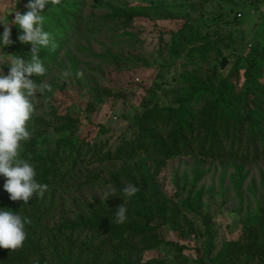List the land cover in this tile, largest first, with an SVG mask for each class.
<instances>
[{"label":"rangeland","instance_id":"rangeland-1","mask_svg":"<svg viewBox=\"0 0 264 264\" xmlns=\"http://www.w3.org/2000/svg\"><path fill=\"white\" fill-rule=\"evenodd\" d=\"M26 3L0 0V23H9L14 41L0 47L2 62L31 57V43L19 41L22 30L12 23ZM57 6L79 27L55 32L63 20ZM41 14L51 44L39 54L46 74L34 80L50 90L33 98V117L50 124L39 149H58L62 162L43 181L44 196L34 194L32 245L24 241L0 264H264V143L256 151L248 145L247 120L264 119V0H60ZM9 67L0 63L5 75ZM187 94L194 126H208V108L224 102L216 115L224 153L196 141L172 149L169 117L165 124L154 117L152 132L141 135L145 110L177 107ZM57 116L72 125L60 129ZM128 183L151 210L152 230L124 201ZM109 187L121 195L103 200ZM123 203L122 224L135 230L120 236L101 222L122 225L115 212Z\"/></svg>","mask_w":264,"mask_h":264},{"label":"clouds","instance_id":"clouds-1","mask_svg":"<svg viewBox=\"0 0 264 264\" xmlns=\"http://www.w3.org/2000/svg\"><path fill=\"white\" fill-rule=\"evenodd\" d=\"M60 0H27V11L23 14L16 11L14 23L21 34L18 39L22 43H31V57L27 60L12 56L4 64L10 65L5 75L0 70V176L5 177L3 188L10 194L13 201L22 200L27 204L35 196L43 197L48 185L38 182L37 170L27 159L20 157L22 142L31 138L28 122L33 116L36 106L33 98L50 90L46 83L37 84L33 75L44 76L46 67L40 57L41 50L51 44V34L44 28L42 10L48 4H59ZM9 15V14H8ZM3 32L0 33V47L11 45V28L0 23ZM139 191L135 184L128 183L122 188L123 198H132ZM107 200L113 194L120 192L112 188L105 189ZM125 203L116 208V223L122 224L127 219ZM30 219L19 212L8 208H0V248L19 249L26 239L25 227Z\"/></svg>","mask_w":264,"mask_h":264},{"label":"trees","instance_id":"trees-1","mask_svg":"<svg viewBox=\"0 0 264 264\" xmlns=\"http://www.w3.org/2000/svg\"><path fill=\"white\" fill-rule=\"evenodd\" d=\"M60 13L63 15V20L61 23L60 21H55V32L58 31L59 33H63V31L66 29L69 33L73 30L75 27L78 26V17L71 15L68 17L67 12L60 8V6H57ZM119 17V16H117ZM57 27V28H56ZM57 29V30H56ZM253 64V63H251ZM251 71H249L250 74ZM35 75L30 77L31 79H35ZM223 89L221 90V96L223 94ZM192 98V94H187L185 96H180L176 99L178 106L172 107V106H153L147 110H145L142 115L138 118V124L139 128L141 129V135L146 137L148 133H151L152 131L149 130V122L153 120L154 117L158 116L157 122L161 121V123L164 122L165 124V118L169 117L168 119H174L173 125L171 126L170 130H174V134H172L169 138L170 145L172 149H187L190 147V144L193 145L192 141H196L201 149L213 152L215 155L224 153V147L221 143V140L218 139V133H217V121H216V115L223 116V113H221V110L223 109V103L222 101L218 100L214 106H210L208 108L207 112V119L210 120L208 122V126L205 128L202 126V123L200 125L194 126L191 124V122L188 120V118L191 117V114L188 112V103L190 102ZM264 116V114H263ZM187 117V119H186ZM57 120L59 121L60 129L64 127H70L71 119L67 116H57ZM161 119V120H160ZM223 119V117H222ZM207 120V121H208ZM247 120H250V126L248 127V132L250 134L251 141L249 142V146H252L254 151L257 150V146H260L258 143V140H261L264 143V125L262 126V123H264V119L261 120V118L257 117V114L250 115ZM32 122V123H30ZM71 124V125H70ZM49 123L44 120L41 117H31L30 121L28 122V128L31 132V138L27 141L22 142L21 145V151H20V157L23 159H27L30 163H32L36 170H37V180L38 182L43 183V181L48 178L54 171L57 172V167L62 162L61 154H59L58 149L56 148H49L46 151H41L39 149L40 147V141L41 137L48 132ZM239 129H242L243 126L240 123H236ZM223 133L225 137L228 139L230 136V129L228 124H225L223 127ZM153 139V137H151ZM40 144V145H39ZM209 144V145H208ZM200 149V150H201ZM72 150H68V154H71ZM5 177L0 176V208H8L13 211L19 212L22 216H25L30 219L31 223L27 224L25 227L26 231V239L25 241L28 243V245H32V238L35 235L34 232H31L33 221L39 219V206L36 204V198L34 197L27 203L24 204L22 200H16L13 201L10 199V194L3 188V184L5 183ZM125 201L128 205H130L133 208V212L136 217L143 219L145 227L148 228V230H152L148 225L151 219V210H149L147 207H145L143 201L144 197L140 191L136 193V195L132 198L125 197ZM163 203L159 204L158 210L155 212L158 216L162 215L163 211ZM97 222V221H96ZM94 222V224L97 226V223ZM102 225L106 228H109L112 232L119 233L121 236V233L124 232L126 229H132L135 230V226L133 224H130L129 226H126V224L122 225H116L111 226L110 224L112 222L107 221L104 219L102 222ZM92 222L87 221L83 225L81 223H75L72 224L70 231L79 228L80 232L83 231L86 227L91 226ZM100 227V226H99ZM131 227V228H130ZM65 232V230H64ZM67 234V233H66ZM69 235V234H67ZM9 251L16 252L13 249L8 248H0V258H6L8 257ZM15 259H11L9 262H14Z\"/></svg>","mask_w":264,"mask_h":264},{"label":"water","instance_id":"water-1","mask_svg":"<svg viewBox=\"0 0 264 264\" xmlns=\"http://www.w3.org/2000/svg\"><path fill=\"white\" fill-rule=\"evenodd\" d=\"M228 63V60L227 59H223L220 63H219V68L220 69H223L224 66Z\"/></svg>","mask_w":264,"mask_h":264}]
</instances>
